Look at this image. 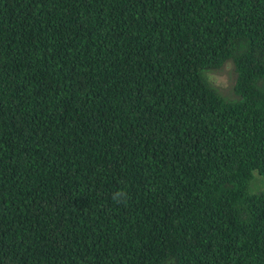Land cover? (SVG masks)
<instances>
[{
	"label": "trees",
	"instance_id": "1",
	"mask_svg": "<svg viewBox=\"0 0 264 264\" xmlns=\"http://www.w3.org/2000/svg\"><path fill=\"white\" fill-rule=\"evenodd\" d=\"M256 174L264 0H0V264H264Z\"/></svg>",
	"mask_w": 264,
	"mask_h": 264
},
{
	"label": "rangeland",
	"instance_id": "2",
	"mask_svg": "<svg viewBox=\"0 0 264 264\" xmlns=\"http://www.w3.org/2000/svg\"><path fill=\"white\" fill-rule=\"evenodd\" d=\"M211 82L216 86L218 91L227 97H234L233 81L234 68L231 61H225L219 67L209 72ZM251 187L254 190L264 189V180L256 174L251 180Z\"/></svg>",
	"mask_w": 264,
	"mask_h": 264
}]
</instances>
